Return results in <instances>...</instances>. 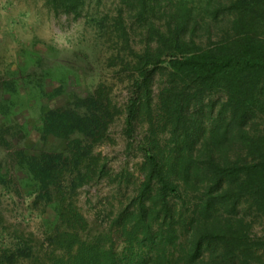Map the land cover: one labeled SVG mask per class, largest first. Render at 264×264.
Returning <instances> with one entry per match:
<instances>
[{"label": "trees", "instance_id": "16d2710c", "mask_svg": "<svg viewBox=\"0 0 264 264\" xmlns=\"http://www.w3.org/2000/svg\"><path fill=\"white\" fill-rule=\"evenodd\" d=\"M91 1L103 0L44 5L77 18ZM114 5L93 21L114 50L107 67L118 65L126 84L122 107L104 83L80 95L60 81L46 92L42 70L40 97L65 100L40 105L29 130L11 100L27 86L17 73L0 79V185L21 198L25 181L31 207L52 213L40 241L15 231L0 264H264V237L252 235L249 220H264V0ZM120 116L128 147L142 157L135 178L95 152ZM32 131L43 144L35 153L23 144ZM50 138L64 148L48 151ZM102 181L130 184L132 193L90 223L76 198Z\"/></svg>", "mask_w": 264, "mask_h": 264}, {"label": "rangeland", "instance_id": "374dc122", "mask_svg": "<svg viewBox=\"0 0 264 264\" xmlns=\"http://www.w3.org/2000/svg\"><path fill=\"white\" fill-rule=\"evenodd\" d=\"M114 0L101 3H87L81 17L72 15H54L44 5V0H0V79L10 80L11 76L19 79V85L26 88L25 95L17 94L11 100L19 102V112L15 119L27 122L29 130L39 117L40 105L57 106L65 97L46 103L40 97L36 87L37 78L42 70H47L44 89L49 92L58 83H68V92L80 95L93 90L99 83L111 87L113 102L122 107L127 99L126 84L120 82L116 67H107L106 59L114 50L111 43H106L105 35L99 37L95 18L112 14ZM41 59V66L38 60ZM36 74V75H35ZM39 97V98H38ZM31 101V102H30ZM26 140L27 152L35 153L43 147L35 139V132ZM110 140L95 149V152L108 160V166L117 174L129 171L136 177V169L142 161L141 153L135 145L128 147L123 134V119L118 117L109 130ZM48 151L64 148V142L50 138L46 143ZM5 153L0 148V165L4 163ZM5 172V167L1 173ZM133 181H135L133 179ZM22 197L6 191L0 185V247L9 245L15 231L32 236L40 241L45 231L44 218H51L52 213L40 215L32 208V197H28L25 181L20 183ZM132 193L130 184L120 186L102 181L95 186H84L78 191L77 206L90 222H95L102 215L115 212L121 202ZM252 223V235L264 237V220L249 218Z\"/></svg>", "mask_w": 264, "mask_h": 264}]
</instances>
